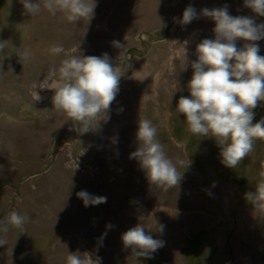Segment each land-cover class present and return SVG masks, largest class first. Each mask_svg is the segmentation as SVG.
Masks as SVG:
<instances>
[{
	"label": "rangeland",
	"instance_id": "374dc122",
	"mask_svg": "<svg viewBox=\"0 0 264 264\" xmlns=\"http://www.w3.org/2000/svg\"><path fill=\"white\" fill-rule=\"evenodd\" d=\"M39 2L40 13L31 16L21 0H0V220L13 211L27 217L22 228L0 231L7 240L0 264H66L69 252L99 264H185V255L187 264H264V211L245 198L260 180L264 140L228 168L216 141L191 133L176 111L180 97L190 96L197 45L215 38V22L201 10L227 6L230 15L257 24L264 16L244 0H95L90 20L70 23ZM188 6L197 18L185 25ZM255 43L264 56V39ZM54 45L65 52L51 53ZM104 54L120 69L119 91L109 119L80 133L53 107L55 93L47 87L59 79L64 59ZM53 69L57 75L49 79ZM253 111V124L264 119V101ZM140 120L156 127L181 173L168 191L152 186L130 158ZM80 191L106 203L85 206ZM137 224L163 246L146 256L125 247L122 235Z\"/></svg>",
	"mask_w": 264,
	"mask_h": 264
},
{
	"label": "clouds",
	"instance_id": "9594fccd",
	"mask_svg": "<svg viewBox=\"0 0 264 264\" xmlns=\"http://www.w3.org/2000/svg\"><path fill=\"white\" fill-rule=\"evenodd\" d=\"M27 14L38 15L39 0H21ZM245 7L258 16H264V0H244ZM90 0H43V8L52 15L62 13L70 23L82 18L90 20L94 13ZM203 16L215 22L214 39H203L197 45V60L188 83L189 97L181 96L176 111L186 117L188 130L193 134L213 138L220 147L221 163L234 169L254 150L255 140H264V119L253 124V109L264 101V56L256 41L264 39V24H257L247 16H232L227 6L202 9ZM197 18L192 6L185 8L180 23L189 24ZM237 40L246 41L237 47ZM121 47L119 42H114ZM3 47V43H0ZM51 53H64L62 45H54ZM30 53L24 51L21 59ZM59 79L47 87L54 90L53 107L80 126V133L96 130L100 122L109 119L110 106L119 91L120 69L114 67L107 54L97 56H71L61 62ZM57 75L50 71L49 79ZM37 84L34 86V89ZM40 88H42L39 85ZM35 92V91H34ZM41 100L35 92V101ZM136 138L139 147L130 154L138 160L147 178L155 188L168 191L176 187L182 176L176 165L164 153L157 140V129L148 120H140ZM180 163H183L182 161ZM260 180L254 191L245 194L246 200L256 209L264 211V165L259 171ZM77 196L85 206L106 203L107 198L80 191ZM27 217L11 212L0 220V231L7 233L8 226L22 228ZM108 227H112L109 225ZM163 226H160L162 231ZM125 247H131L137 256H146L163 246V241L146 234L143 224H137L122 235ZM7 240L0 238V246ZM137 249L139 251H137ZM66 264H99L90 255L69 252Z\"/></svg>",
	"mask_w": 264,
	"mask_h": 264
},
{
	"label": "crops",
	"instance_id": "0c3cea01",
	"mask_svg": "<svg viewBox=\"0 0 264 264\" xmlns=\"http://www.w3.org/2000/svg\"><path fill=\"white\" fill-rule=\"evenodd\" d=\"M148 235H150V236H154V235H152V234H150V233H148ZM157 236V235H156ZM196 236V235H195ZM194 236V237H195ZM153 239H159L158 238V236L157 237H152ZM175 238V237H174ZM161 240V239H160ZM163 240H165V241H171V240H173L172 242L173 243H175V241H177V239L175 240V239H172V238H168V239H166V238H163ZM180 243V242H179ZM123 248V247H122ZM123 250V249H122ZM137 251H139L138 249H137ZM119 254H121L122 256H124L123 254H124V252L122 251L121 253L119 252ZM184 259H185V264H187L186 263V255L184 256ZM179 264H182L181 262H178Z\"/></svg>",
	"mask_w": 264,
	"mask_h": 264
}]
</instances>
